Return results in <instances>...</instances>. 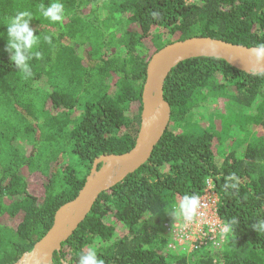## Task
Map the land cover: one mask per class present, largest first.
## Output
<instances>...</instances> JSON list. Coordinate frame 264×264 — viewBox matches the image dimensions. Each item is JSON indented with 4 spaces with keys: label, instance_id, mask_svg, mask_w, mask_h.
I'll use <instances>...</instances> for the list:
<instances>
[{
    "label": "trees",
    "instance_id": "16d2710c",
    "mask_svg": "<svg viewBox=\"0 0 264 264\" xmlns=\"http://www.w3.org/2000/svg\"><path fill=\"white\" fill-rule=\"evenodd\" d=\"M52 2L0 0V264L33 250L97 157L134 148L152 55L193 37L264 45V0H104L103 15L98 0H60V22L40 14V5ZM24 10L41 38L27 79L5 50L7 20ZM228 89L237 105L255 109L243 116L264 131V74L215 58L180 63L165 81L171 122L151 158L100 195L53 264H78L89 247L105 264H264V232L252 229L264 220V138L256 134L222 160L217 144L225 133L190 129L193 109L211 91ZM24 170L43 180V194L33 192ZM208 179L222 222H236L220 247L173 252L164 224L185 195L203 196Z\"/></svg>",
    "mask_w": 264,
    "mask_h": 264
},
{
    "label": "water",
    "instance_id": "95a60500",
    "mask_svg": "<svg viewBox=\"0 0 264 264\" xmlns=\"http://www.w3.org/2000/svg\"><path fill=\"white\" fill-rule=\"evenodd\" d=\"M257 47L235 45L210 37H193L169 44L152 55L143 87L140 129L134 148L121 155H102L93 163L77 197L55 214L53 226L16 264H53L55 253L92 211L100 195L135 173L151 158L171 122V106L164 98V85L171 71L194 58H215L252 74H264V59L257 62Z\"/></svg>",
    "mask_w": 264,
    "mask_h": 264
},
{
    "label": "clouds",
    "instance_id": "9594fccd",
    "mask_svg": "<svg viewBox=\"0 0 264 264\" xmlns=\"http://www.w3.org/2000/svg\"><path fill=\"white\" fill-rule=\"evenodd\" d=\"M40 14L51 22H60L63 20L65 11L64 6L60 0H53V2L45 7L43 4L39 8ZM33 19V14L30 11L24 10L15 13L7 20V43L5 50L9 54L10 62L13 64L25 77V79L32 76V66L30 61L33 58H40V52L37 47L40 43V36L34 34V29L30 27V21ZM43 40L51 44L52 37L44 36ZM257 62L264 59V45L253 50ZM234 180L235 176L229 177ZM235 187V185H231ZM199 203V197L195 194L185 195L177 210H173L171 216L183 215L186 220H191V213ZM235 218L224 225L223 233L231 231L232 225L235 223ZM253 231L264 232V220H259L252 225ZM78 264H105L104 260L99 258L97 250L89 247L87 252H81L78 256Z\"/></svg>",
    "mask_w": 264,
    "mask_h": 264
},
{
    "label": "rangeland",
    "instance_id": "374dc122",
    "mask_svg": "<svg viewBox=\"0 0 264 264\" xmlns=\"http://www.w3.org/2000/svg\"><path fill=\"white\" fill-rule=\"evenodd\" d=\"M103 2L104 0H98L102 15L105 11ZM233 96L234 93L232 89H228L223 93H215L211 91L210 95L207 96V99L204 100L205 102L193 109L189 118L191 125L190 129L193 131L210 129L212 131L220 132L219 135L221 136L222 133H225L223 135L224 139L222 140L221 144H217V151L220 154V159L222 160L228 155L230 151L240 152L243 150L252 140V138L257 136L264 138V131L260 130L258 126L252 128V126H250V122L245 120L243 116L244 114L248 115L249 113L255 114V109L253 108L248 110L242 108V106L237 105L233 99ZM250 133H252L251 136H248ZM23 147L26 149H31L29 142L26 141L23 143ZM24 173L31 184V189L33 192L37 195L43 194V180H41V178L37 175L28 174L26 170H24ZM1 222L10 228H15L16 226V224L9 219L1 220Z\"/></svg>",
    "mask_w": 264,
    "mask_h": 264
},
{
    "label": "built area",
    "instance_id": "2783aa9c",
    "mask_svg": "<svg viewBox=\"0 0 264 264\" xmlns=\"http://www.w3.org/2000/svg\"><path fill=\"white\" fill-rule=\"evenodd\" d=\"M218 200L213 180L208 179L206 190L191 213L192 219L186 220L181 215L164 224L170 241L168 248L173 252H192L222 246L227 233L222 232L224 223L217 212Z\"/></svg>",
    "mask_w": 264,
    "mask_h": 264
}]
</instances>
